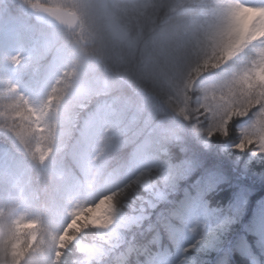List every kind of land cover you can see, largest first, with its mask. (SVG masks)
Returning a JSON list of instances; mask_svg holds the SVG:
<instances>
[{"label":"trees","instance_id":"trees-1","mask_svg":"<svg viewBox=\"0 0 264 264\" xmlns=\"http://www.w3.org/2000/svg\"><path fill=\"white\" fill-rule=\"evenodd\" d=\"M214 4L108 0L109 10L135 38L132 46L118 44V59L108 65L87 35H65L57 29L44 45L21 30L27 53L20 65L12 66L0 31V264H56L57 249L63 248L59 234L64 209L72 194L83 182L104 179L88 170L86 159L93 146L83 135L87 115L99 103L109 107L93 149L107 156L109 167L123 163L131 139L138 141L143 155L167 148L169 161L182 169L169 191L159 184L158 192L167 201L152 198L157 214L165 209L178 213L179 235L190 228L192 240L185 244L197 239L205 226L210 229V238L187 254V264H264V157L232 151L234 135L208 140L181 118L182 110L196 112L201 83L227 71L201 67L199 74L189 72L198 29L212 15ZM20 23H14L15 30ZM52 59L61 60L62 73L42 95L37 111L22 91L44 80ZM188 80L194 81L191 88ZM137 195H143L141 189L130 194V204L139 203ZM193 205L196 216L190 222ZM227 219L228 229L221 223ZM28 222H39L40 230L29 231L24 226ZM138 231L133 223L124 233ZM210 239L215 246L208 247ZM80 241L103 254L108 247L107 238L101 240L93 232ZM169 251L175 254L174 247ZM92 260L84 253L82 264Z\"/></svg>","mask_w":264,"mask_h":264},{"label":"clouds","instance_id":"clouds-1","mask_svg":"<svg viewBox=\"0 0 264 264\" xmlns=\"http://www.w3.org/2000/svg\"><path fill=\"white\" fill-rule=\"evenodd\" d=\"M262 3L264 0L259 4ZM256 5L253 0H218L210 18L198 29L197 49L192 53L194 63L189 65V72L199 74L201 67L227 66L221 76L202 82L199 87L195 111L202 116L208 114L210 133L223 132L235 115L239 98L237 84L251 87L254 81L264 85V7ZM185 83L191 88L194 81ZM190 99L186 96V100ZM182 111L187 119L189 112ZM50 152L54 153V149ZM87 165L104 179L82 185L67 203L59 234L63 248L89 232L101 240L122 235L132 225L129 196L141 189V181L147 179L148 161L142 158L136 140H129L127 157L122 164L109 167L106 155L91 152ZM170 213L171 210L165 209L160 214Z\"/></svg>","mask_w":264,"mask_h":264},{"label":"snow or ice","instance_id":"snow-or-ice-1","mask_svg":"<svg viewBox=\"0 0 264 264\" xmlns=\"http://www.w3.org/2000/svg\"><path fill=\"white\" fill-rule=\"evenodd\" d=\"M256 7H264V3ZM6 58L15 66L21 62L18 54ZM224 69H227V66H224ZM248 75L251 76V72ZM227 87L232 89V86ZM235 87L239 89L235 115L223 132H209L211 122L207 113L202 116L198 111L189 112L187 119L184 115L181 118L186 126L202 133L208 140L213 137L220 138L221 135L223 139H228L234 135L236 140L231 145L232 151L247 152L252 157H264V85L253 81L251 87L239 84ZM12 88L18 91L19 86L13 85ZM18 103L17 101V105ZM168 157L167 148L157 150L151 155L142 154V158L148 161L147 179L141 181L143 195L135 197L139 203L133 202L129 217L130 223L139 225V231L107 238L108 247L105 254H102L99 260H92L90 264H187V254L210 238V229L205 226L202 233L197 232V239L185 244L176 227V221L180 219L178 213L173 210L170 214H157L156 201L152 197L158 196L160 182L169 189L182 173V169L173 165ZM153 179L156 183H152ZM77 239L79 240V236ZM169 246L175 248L174 255L170 253ZM57 251L60 255L56 258V264H82L84 253L77 248V241Z\"/></svg>","mask_w":264,"mask_h":264},{"label":"rangeland","instance_id":"rangeland-1","mask_svg":"<svg viewBox=\"0 0 264 264\" xmlns=\"http://www.w3.org/2000/svg\"><path fill=\"white\" fill-rule=\"evenodd\" d=\"M3 3L0 4V31H5L11 34V28L9 26L13 23L20 21L21 26L29 28L32 32L37 34L40 37H43L41 42H46V37L51 36V33L56 32L55 27H51L45 24L44 18L40 17L42 12L49 8H62L72 11L75 14H78L81 18L78 21L77 26L71 30H59L65 35H87L91 41H94L96 47L94 51L100 57L104 58L103 61L106 65L111 62L116 63L118 59V48L117 45L132 46L135 38L129 36L127 31L120 24L118 19L115 16V13L111 12L108 8V0H2ZM215 5L218 3V0H214ZM254 3L259 4L261 0H253ZM26 17L30 18L31 22H28ZM251 19V18H249ZM97 34V35H96ZM11 48L9 46L10 56L13 54H18L17 49L15 48V42H11ZM86 55V52H83ZM88 57V54L85 56ZM98 57V56H97ZM113 63V64H114ZM54 67L59 70L57 64ZM94 67V66H92ZM32 92L26 91L24 94L29 101H31L36 109H39V90H34ZM96 112V108L89 114L92 115L85 124V129L91 128L93 125V115ZM101 117L99 118V120ZM95 139L97 136L93 134ZM141 150V149H140ZM142 151V150H141ZM89 184L83 183L78 188L79 191L82 185ZM77 193V192H76ZM74 196V195H73ZM72 196V197H73ZM158 197L165 201L166 197L162 193H158ZM72 200V199H71ZM21 208V207H20ZM194 205L191 208L189 215V220L192 222V219L196 216L195 210L193 209ZM21 216V215H20ZM24 218V214L21 216ZM222 226L226 229L229 228L230 221L224 220ZM24 226L30 231L32 228L40 230L41 225L37 223H25ZM183 242L191 241L192 232L190 228H187L180 234ZM214 239L208 240V247L215 246L213 243ZM77 248L79 251L86 253L90 258L99 260L102 255V251L97 247L85 242L77 241Z\"/></svg>","mask_w":264,"mask_h":264},{"label":"water","instance_id":"water-1","mask_svg":"<svg viewBox=\"0 0 264 264\" xmlns=\"http://www.w3.org/2000/svg\"><path fill=\"white\" fill-rule=\"evenodd\" d=\"M46 14L52 21L63 26L73 27L76 23V18L72 14L60 10H49Z\"/></svg>","mask_w":264,"mask_h":264}]
</instances>
